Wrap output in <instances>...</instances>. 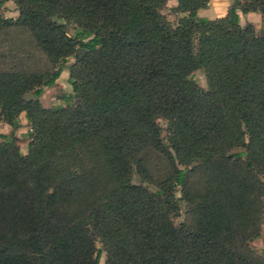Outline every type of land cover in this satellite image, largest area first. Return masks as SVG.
<instances>
[{"label": "trees", "instance_id": "16d2710c", "mask_svg": "<svg viewBox=\"0 0 264 264\" xmlns=\"http://www.w3.org/2000/svg\"><path fill=\"white\" fill-rule=\"evenodd\" d=\"M12 1L0 29L28 30L50 69H0V120L28 124L24 154L0 134V264H98L102 251L103 264H264L249 246L264 197V0L213 19L197 14L209 0H174L175 22L168 0ZM248 12L260 28L240 24ZM81 49L67 66L78 101L42 106ZM176 186L190 225L172 221Z\"/></svg>", "mask_w": 264, "mask_h": 264}, {"label": "rangeland", "instance_id": "374dc122", "mask_svg": "<svg viewBox=\"0 0 264 264\" xmlns=\"http://www.w3.org/2000/svg\"><path fill=\"white\" fill-rule=\"evenodd\" d=\"M176 4L174 0H168L166 7L163 9V13L167 16L168 20L175 22L177 15L170 11V8ZM18 15L17 6L12 0H7L0 3V16L2 18L15 19ZM205 17V16H203ZM208 18V17H207ZM71 27V26H70ZM69 27V32L72 29ZM258 29V27H256ZM260 28V27H259ZM83 53L81 50L75 52V54L69 57L64 65L62 72L59 77L54 81L51 86L43 87L42 94L38 97L40 103L44 107H51L54 105H66L78 101V94L72 89L69 83V70L68 67L72 64L75 59ZM0 69L2 70H16L25 69L29 71H45L50 69V64L46 60L43 53L36 47L30 36L28 30L23 27H6L0 29ZM66 70V71H65ZM67 73H64V72ZM192 79L202 88L207 87L204 73L201 69L194 70L192 73ZM20 127L17 129L3 128L0 120V134L10 135L11 132L16 136V145L18 146L21 153H26L27 150V131L28 124L22 116L18 118ZM158 125L161 128L162 135L164 136L166 131V122L162 119L158 120ZM241 150L235 149L233 152H240ZM148 157L153 160L155 164H162V161L158 159V156L149 153ZM161 166V165H160ZM198 180L195 177L192 182L196 183ZM133 183H142L137 174L133 175ZM145 184V183H144ZM149 189L154 190L152 185H148ZM175 198L179 204V212L172 216V221L175 225L181 223L192 224L194 216L192 212L193 205L185 201L180 193V188H175ZM263 200V212L260 216L258 223L259 236L250 241L249 246L254 250V253L264 259V197ZM96 246L102 249L101 243L96 241ZM105 260L104 251L101 252L98 264H103Z\"/></svg>", "mask_w": 264, "mask_h": 264}, {"label": "crops", "instance_id": "0c3cea01", "mask_svg": "<svg viewBox=\"0 0 264 264\" xmlns=\"http://www.w3.org/2000/svg\"><path fill=\"white\" fill-rule=\"evenodd\" d=\"M233 0H209L208 4L204 8L197 10L199 16H205L209 19L220 17L225 15L227 9L232 4ZM239 22L241 25H244L247 22L252 23L255 27L261 26V15L258 12H248L245 14H240ZM66 71V70H65ZM62 72V71H61ZM64 72V71H63ZM67 73V72H64ZM19 116H22L26 122L24 113H21ZM3 128H9L10 126L2 122Z\"/></svg>", "mask_w": 264, "mask_h": 264}, {"label": "water", "instance_id": "95a60500", "mask_svg": "<svg viewBox=\"0 0 264 264\" xmlns=\"http://www.w3.org/2000/svg\"><path fill=\"white\" fill-rule=\"evenodd\" d=\"M81 51H82V52H85L86 50H85V49H81ZM79 56H81V54H80ZM75 95L77 96V93H75ZM24 98H25V99H28V100H30V99L34 100V99H35V95H34L32 92H28V93L25 95Z\"/></svg>", "mask_w": 264, "mask_h": 264}]
</instances>
